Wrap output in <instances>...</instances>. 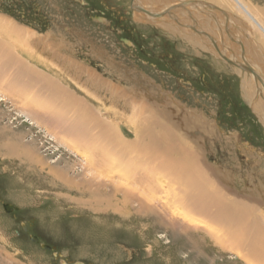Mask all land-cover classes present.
I'll return each mask as SVG.
<instances>
[{
	"label": "rangeland",
	"instance_id": "374dc122",
	"mask_svg": "<svg viewBox=\"0 0 264 264\" xmlns=\"http://www.w3.org/2000/svg\"><path fill=\"white\" fill-rule=\"evenodd\" d=\"M226 1L0 0V264L260 263L264 73L221 57L264 0Z\"/></svg>",
	"mask_w": 264,
	"mask_h": 264
},
{
	"label": "bare ground",
	"instance_id": "6f19581e",
	"mask_svg": "<svg viewBox=\"0 0 264 264\" xmlns=\"http://www.w3.org/2000/svg\"><path fill=\"white\" fill-rule=\"evenodd\" d=\"M134 1V0H133ZM152 1V0H151ZM154 1V0H153ZM227 4H225V5H229V3H228V1H226V0H224ZM232 2H233V4L235 5V7L236 8H238V9H242L245 13H247L248 14V12H247V10H246V6L242 3V1L241 0H231ZM139 2V1H138ZM218 2V1H217ZM183 3V2H182ZM133 8L134 9H138V8H141V10H140V12H142V14H143V10H146L144 7H138L137 6V4L135 3L134 4V2H133ZM224 5V6H225ZM182 6H184L183 4H182ZM154 7V6H153ZM185 7V6H184ZM210 7V6H209ZM229 7H232L233 8V6L231 5H229ZM166 8V5L165 6H163L162 8H160V9H162V10H164ZM168 8H170V7H167V9ZM174 8V7H173ZM204 8V7H203ZM216 8V7H215ZM179 9V8H178ZM199 9V8H198ZM169 10V9H168ZM185 10H187V9H185ZM208 10V9H207ZM152 11V13L154 12L153 10H151ZM150 11V12H151ZM170 11V10H169ZM169 11H162V12H158V13H156V12H154V14H159V17L160 18H162V19H160V20H163V17L164 16H167L168 15V12ZM188 12V11H187ZM223 12V11H222ZM242 12V11H241ZM145 14V13H144ZM225 14V13H224ZM250 14V13H249ZM148 15V14H147ZM140 16V15H139ZM155 17V16H154ZM190 17H191V20H192V22L194 23H191L190 25V28H193L194 30H195V33H198V34H202V33H204V31L201 29H199L198 30V26H199V24H198V22H197V20H195L194 18H192V16L190 15ZM153 18V17H152ZM165 18V17H164ZM251 20L253 21V23L255 24V26H256V28L257 29H259L261 32H262V34L264 35V23H261V22H259V21H257V19H255L256 17H254V15H252L251 17ZM157 19H159V18H157ZM228 19V18H227ZM213 20V19H212ZM154 21H155V19H154ZM164 21V20H163ZM214 21H215V19H214ZM213 22V21H212ZM219 22V21H218ZM1 23H3V22H0V24ZM165 23V22H164ZM167 24V23H166ZM217 26V25H216ZM14 28V26L12 25V26H8L7 25V29L9 30V31H11L12 29ZM5 29H6V26H5ZM22 32V31H21ZM251 37V36H250ZM209 39H211V38H209ZM254 42V41H253ZM213 46H216L215 45V43H214V45ZM220 50V48L218 47V46H216V51L218 52V56H219V54L222 56V54H224L221 50ZM222 58V60L224 59V61L226 62V61H228V62H231L233 65H235L236 67H239V68H241L243 71H247L248 73H250V74H252L253 75V78L254 79H257L258 78V74H257V72H258V68H256L255 66H252V65H249L248 64V61L247 60H245L246 59V57L245 58H243L242 60L244 61V63H242V62H239V61H237V59L236 60H234L233 58H230V56L228 57V56H224V57H221ZM255 61V60H254ZM254 61H252V63L254 64V65H256L257 67H259V68H261V66H259L256 62H254ZM247 62V63H246ZM252 72H251V71ZM255 71H257V72H255ZM258 90H259V87H258ZM259 93H260V91H259ZM263 93H260L259 95H260V98H261V100L263 101L262 102V104H260V106H264V94L262 95ZM260 100V101H261ZM262 106V114H264V107ZM258 107V106H257ZM156 108V107H155ZM256 113V112H255ZM263 117H259V119L260 120H262V121H264V115H262ZM135 126H137V125H135ZM138 127V126H137ZM138 129H142V127H138ZM166 130H169L168 128L166 129ZM169 131H167L166 132V134L167 135H169L170 137H168L169 138V140L170 141H172L173 142V144H174V146L175 147H173V148H177L178 149V151H179V153H181L183 156H184V162H186V161H192V159L190 158V156L191 155H193L192 153H191V155L189 154V153H187L185 150H182V148H180V146L181 147H186L187 148V143H186V140H184V135H181V134H179L180 135V137L177 135V133H176V131L174 132V133H172L171 131H170V133H168ZM179 137V138H178ZM178 140H180V142H178ZM164 141H165V143H166V140L164 139ZM125 143V142H124ZM128 143V142H127ZM186 143V144H185ZM128 146V145H127ZM179 146V147H178ZM126 149H127V147H126ZM201 165V164H200ZM107 169V168H106ZM119 178V177H118ZM121 191V190H120ZM219 193V192H218ZM217 193V208H223V209H221V211L222 212H224V213H227V212H229L228 211V209L230 210V208H231V206L232 205H227L226 203H225V201H224V199L222 198V195L221 194H218ZM226 199V198H225ZM204 202V201H203ZM210 203V202H209ZM240 204V203H239ZM224 206V207H223ZM199 207H201V206H199ZM199 207L197 208V209H199ZM243 207V206H242ZM241 207V208H242ZM117 208V207H116ZM238 208V207H237ZM244 208V207H243ZM246 209V208H245ZM232 212V211H231ZM235 212V211H234ZM233 213V212H232ZM206 214V213H205ZM210 214V213H209ZM228 214V213H227ZM225 215V214H224ZM229 215V214H228ZM244 216H248V212H247V215H245V214H243ZM222 217V216H221ZM220 217V218H221ZM229 217V216H228ZM237 217H239V216H237ZM223 218V217H222ZM221 218V219H222ZM245 223V222H244ZM230 224V223H229ZM228 224V225H229ZM263 241H264V239H263ZM258 255H259V258H260V263L259 264H264V252H259L258 253Z\"/></svg>",
	"mask_w": 264,
	"mask_h": 264
},
{
	"label": "crops",
	"instance_id": "0c3cea01",
	"mask_svg": "<svg viewBox=\"0 0 264 264\" xmlns=\"http://www.w3.org/2000/svg\"><path fill=\"white\" fill-rule=\"evenodd\" d=\"M252 38V37H251ZM257 38V37H256ZM259 39L260 38H258V39H254V38H252V39H250V38H248V39H246V42L244 43V41L240 44V48H241V50H242V52L245 50V49H248V51L245 53L246 55H248L249 56V58H247V60H248V62L249 61H253V60H255V59H253V58H251V56H250V52H249V48L247 47V44H248V42H249V40H250V44H252L253 46L251 47V49H250V51H254L255 53H259V54H257V58L258 57H260V56H262V57H264V54L262 53V49H264V47H261L259 44H258V41H259ZM261 41H262V38L260 39ZM254 41V42H253ZM253 42V43H252ZM263 43H264V41H262ZM262 43V44H263ZM263 46H264V44H263ZM264 51V50H263ZM256 61V60H255ZM256 63L258 64V62L256 61ZM262 63H264V61L262 62ZM253 64V63H252ZM252 66H255L256 68H258V72L257 71H255V72H257V74H258V76H259V78L261 79V74H260V72H263L264 73V71H263V69H261V68H259V67H257L256 65H252ZM243 73V72H242ZM249 76L252 78V76L249 74ZM252 81H253V85L255 86V83H254V80H253V78H252ZM245 99V98H244ZM250 102H251V100H249V98H247L246 97V101H245V103H244V105L245 106H247L248 105V107L251 109V111H252V113L254 114L255 113V111H258V109H257V107H256V109H255V104L253 105V102H252V104H250ZM252 105V106H251ZM257 114V113H256ZM259 118V117H258ZM242 145V144H241Z\"/></svg>",
	"mask_w": 264,
	"mask_h": 264
},
{
	"label": "water",
	"instance_id": "95a60500",
	"mask_svg": "<svg viewBox=\"0 0 264 264\" xmlns=\"http://www.w3.org/2000/svg\"><path fill=\"white\" fill-rule=\"evenodd\" d=\"M173 7H175V6H173ZM173 7H170L169 8V10L171 11L172 9H174ZM176 8V7H175ZM139 9V11L141 10V8H138ZM143 12L145 13V14H148L149 16H151V17H159V14H154V13H151V12H149V11H147V10H143ZM228 62V61H227ZM229 64H231V65H233L231 62H228ZM233 66H235V65H233ZM236 67V66H235ZM236 68H239V67H236ZM240 70H242L241 68H239ZM251 71V70H250ZM252 72V71H251ZM4 208H5V210H7L8 211V205H7V207H6V205L4 206ZM35 240V239H34Z\"/></svg>",
	"mask_w": 264,
	"mask_h": 264
},
{
	"label": "flooded vegetation",
	"instance_id": "af4514ba",
	"mask_svg": "<svg viewBox=\"0 0 264 264\" xmlns=\"http://www.w3.org/2000/svg\"><path fill=\"white\" fill-rule=\"evenodd\" d=\"M25 2L26 0H10V4H12L11 9H14L16 6H18V8H23V5ZM136 10H139V9H136Z\"/></svg>",
	"mask_w": 264,
	"mask_h": 264
}]
</instances>
